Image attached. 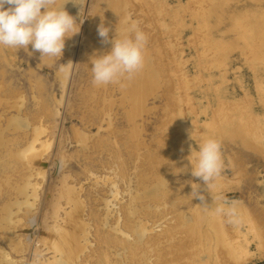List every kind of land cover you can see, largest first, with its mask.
<instances>
[{
    "label": "rangeland",
    "instance_id": "obj_1",
    "mask_svg": "<svg viewBox=\"0 0 264 264\" xmlns=\"http://www.w3.org/2000/svg\"><path fill=\"white\" fill-rule=\"evenodd\" d=\"M116 2L57 0L83 21L61 58L0 47V264H264V0ZM132 21L155 83L129 119L126 80L94 86L90 58ZM207 136L223 166L205 186Z\"/></svg>",
    "mask_w": 264,
    "mask_h": 264
},
{
    "label": "clouds",
    "instance_id": "obj_2",
    "mask_svg": "<svg viewBox=\"0 0 264 264\" xmlns=\"http://www.w3.org/2000/svg\"><path fill=\"white\" fill-rule=\"evenodd\" d=\"M83 23L57 0H0V47L12 49L29 48L41 56L62 57L65 41L80 31ZM98 35L109 42V27L98 26ZM148 37L134 21L124 33L111 38L110 51L94 54L90 58L92 83L96 87L122 84L140 72L146 61ZM191 138L194 140L192 134ZM198 148L194 155L191 173L209 185L221 173L223 160L220 142L212 137H201L196 141ZM197 183L192 184V199L203 200Z\"/></svg>",
    "mask_w": 264,
    "mask_h": 264
},
{
    "label": "bare ground",
    "instance_id": "obj_3",
    "mask_svg": "<svg viewBox=\"0 0 264 264\" xmlns=\"http://www.w3.org/2000/svg\"><path fill=\"white\" fill-rule=\"evenodd\" d=\"M119 0H117L118 2ZM116 2V3H117ZM120 6V5H119ZM116 8V7H114ZM112 10L114 11H117L115 9L112 8ZM111 10V11H112ZM112 11V12H114ZM115 14V13H114ZM108 27V26H107ZM118 31V30H117ZM98 34V33H97ZM98 38V37H97ZM102 41V40H100ZM105 43V42H104ZM105 44H108L105 43ZM101 45V43H100ZM146 80H141V78L139 76H135L128 80L126 79V82L122 88V91H123V94L125 95V97L128 99V102H129V106H130V111L128 112V117L129 119H132L133 117V114L134 113H137L139 110H141V108L143 107L142 106V103H143V93H144V87L150 82V83H155V80L154 82L152 81V78L151 77H146ZM141 81V84H139ZM136 86H139V88L135 89ZM159 181L161 182V180L159 179ZM163 181L160 183L162 184ZM163 185V184H162ZM66 222V220H65ZM69 222L70 224L73 226V225H77L78 223H76L74 221L75 224L72 223V221L69 219ZM71 235L74 237L73 233H71ZM74 240H75V237H74ZM73 239H69L68 236L62 238L61 240H59V242H55L53 240V238H50L47 240V243L50 244V246L53 248V247H56L57 250L59 252H61V254H65V253H68L69 254V258L71 257H75L77 252H78V246L76 244V242L74 241Z\"/></svg>",
    "mask_w": 264,
    "mask_h": 264
},
{
    "label": "water",
    "instance_id": "obj_4",
    "mask_svg": "<svg viewBox=\"0 0 264 264\" xmlns=\"http://www.w3.org/2000/svg\"><path fill=\"white\" fill-rule=\"evenodd\" d=\"M49 233H50V232H49ZM51 233H52V232H51ZM46 235H48L47 238L50 239V234H48V232H45V231H44V232H41V233H40V236H46ZM74 261H75V260H74Z\"/></svg>",
    "mask_w": 264,
    "mask_h": 264
}]
</instances>
